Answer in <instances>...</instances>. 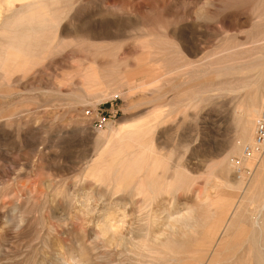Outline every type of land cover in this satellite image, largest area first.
Segmentation results:
<instances>
[{"label": "rangeland", "instance_id": "rangeland-1", "mask_svg": "<svg viewBox=\"0 0 264 264\" xmlns=\"http://www.w3.org/2000/svg\"><path fill=\"white\" fill-rule=\"evenodd\" d=\"M79 1L62 25L64 50L26 77L15 76L9 95H0V264H148L101 234L98 225L106 214L117 224L128 223L121 230L126 239L142 242L147 232L146 241L165 242L167 210L176 217L195 208L208 226L230 221L240 203L234 218L238 228L225 241L220 242L219 230L207 228L184 248L204 258L203 264H259L260 229L253 223L264 220L257 216L262 202L258 197L244 201L251 169L243 159L253 149L244 146L242 156H229L233 119L242 114L248 91H209L200 97L211 102L199 107L193 92L258 79L256 72L211 75L223 49L240 54L228 65H242L254 49L264 46V20L252 12L254 1ZM155 48L161 53L153 55ZM91 66L108 68L112 87L128 78L131 84L112 90L114 98L95 106L82 103L81 75ZM141 69L151 70L140 74ZM163 74L161 80L142 85ZM261 80L264 84V75ZM263 97L264 91L259 92V101ZM166 110L170 121L157 128L154 144L169 167L182 166L192 181L189 193L182 191L175 199L163 195L146 204L133 190L117 193L90 178L101 134ZM263 116L264 111L259 119ZM212 168L226 183L202 179ZM262 185L260 181L258 191Z\"/></svg>", "mask_w": 264, "mask_h": 264}, {"label": "bare ground", "instance_id": "bare-ground-1", "mask_svg": "<svg viewBox=\"0 0 264 264\" xmlns=\"http://www.w3.org/2000/svg\"><path fill=\"white\" fill-rule=\"evenodd\" d=\"M248 1L249 0H239L238 2L237 0V2H233L243 5ZM253 1L252 12H254V15H258L260 20H264V0ZM74 3L75 0H0L1 96L6 97L9 95V90L7 88L15 76L26 77L30 72L48 61V58L64 50L66 44L62 41L63 38L61 39L62 25L66 20L71 18L70 16L73 12ZM211 4L212 2L210 0L206 3V5ZM217 9L220 10L219 8ZM207 12L208 10L206 13ZM147 42L146 44L149 45L150 42ZM156 42L158 43L159 41ZM152 45H154V43ZM168 47L171 48L172 46H167V48ZM157 49L162 51V48H159V46ZM145 51H147V49ZM223 51L224 54H218L219 57L212 65L216 69L215 72L211 74L212 77L219 78L224 75L241 74L242 72L243 75L256 72L259 76L258 79L254 81L243 80L233 85H222L215 89L212 87H200L193 91L198 94L195 98V105L199 107L204 102H211L210 99L206 100L200 97L201 94L203 96V93L205 94L209 91H223L226 90V88L231 91L234 89L248 91L246 99L241 104L242 114L240 116H235L233 119L232 138L229 140L231 145L229 156H242V149L244 146H249L253 149V152H250L251 155L243 159L245 167L249 170L251 169V174L249 173L251 175V180L249 181V188L248 191H246L247 193L245 194L244 201H255L254 199L258 197V200L263 203L264 188L260 187L258 191L256 187L260 181L261 186L264 184V148H260V151L257 150V146L254 143V135L256 123L261 112L264 111V97L261 98L260 101L258 99L259 92L264 91V84L261 80L262 75H264V46L254 49L252 55L246 63L242 65H228L229 62L235 61L236 57L240 56V54L229 52V50L226 49H223ZM160 53V51L159 53L157 51V53L154 52L153 55H158ZM149 70L151 69H141L139 72L140 74H146L149 73ZM166 75H154L150 80L145 83L143 82L142 85L145 86L152 82L155 83ZM108 77V68L102 69L101 71L95 69L94 66L87 68L81 75V94L79 95L81 102L95 106L110 98H114L111 93L112 90L124 88L131 84V80L128 78L121 80L120 83L115 84V87H112L110 84L108 85ZM206 77L207 76H204L205 79ZM158 114H151L147 118L131 125L124 124L118 128H108L101 134V147L91 167L89 173L90 178L96 180L100 184L108 185L109 189H113L117 193L131 192V190H133L135 196L146 204L152 203L163 195H168L175 199L182 191H184V193L185 191L189 193L192 186L190 182L192 181L184 176L181 170L182 166H172L170 162L172 167H169L167 163L163 162V160L165 161L164 158L163 160L159 158L160 156L156 151V144H154L155 133L157 128L168 120L169 111L160 115ZM165 114L168 116L166 117ZM174 117L173 114L172 119H174ZM155 143L157 142L155 141ZM215 170V168L210 169L207 176L202 179H204L205 182L215 179H217L218 182H225L221 176V178L218 177L219 174H216ZM224 189H226L225 186ZM257 191L259 194H256ZM261 204L258 208L259 211H257V216L260 218L264 216V207ZM238 205L239 206L234 207V211L232 210L233 218L230 221H226L223 224L222 222L221 224H219L220 222H214V225L208 226V222L204 220V215L198 212L199 210H195V208L179 211L178 214H175L177 215L176 217H173L170 213L167 215V210V224L164 226L166 227V231L162 233L166 236L165 242H161L160 238H155L151 240V242L150 240L146 241L148 239L146 237V235H148L147 232L146 234L142 233L145 234L142 242H133V240L126 239L128 237L121 231L124 224H117V222H115L116 218L109 213L106 214L108 217H104V221L98 226L101 228V234L108 237L110 243H114L117 247L129 251L139 258H143L148 264H161V261L162 263L165 262V264H180L184 262V260H193L195 264H203L204 258L191 255L193 252H188L187 249L184 248V243L186 244L196 239L198 234L207 228H210L208 232L214 231L216 233V231L219 230V232L222 233L220 242L225 241V239L230 236V233L235 231V228H238L234 218L240 213L239 209L242 204L240 203ZM210 216H213V214ZM209 218L208 221L210 220ZM123 221L124 220H122V222ZM210 222L211 220L209 223ZM253 224H256V229H260L259 237L261 241H259L261 246L259 250V264H264V243H262L264 239V220H256ZM126 228L127 227H125V229ZM130 228L127 229L129 233L133 231L132 228L130 231ZM180 249L183 251L182 254L178 252L181 251ZM213 264H219V262L216 260Z\"/></svg>", "mask_w": 264, "mask_h": 264}, {"label": "built area", "instance_id": "built-area-1", "mask_svg": "<svg viewBox=\"0 0 264 264\" xmlns=\"http://www.w3.org/2000/svg\"><path fill=\"white\" fill-rule=\"evenodd\" d=\"M255 144L257 148L264 147V116L256 124Z\"/></svg>", "mask_w": 264, "mask_h": 264}]
</instances>
